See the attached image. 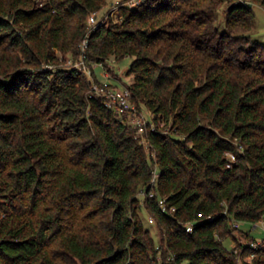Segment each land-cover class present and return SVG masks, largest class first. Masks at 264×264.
<instances>
[{"label":"trees","instance_id":"16d2710c","mask_svg":"<svg viewBox=\"0 0 264 264\" xmlns=\"http://www.w3.org/2000/svg\"><path fill=\"white\" fill-rule=\"evenodd\" d=\"M106 1L0 0V264H264L235 226L264 219V0H144L90 29ZM82 56L132 58L154 130L93 94Z\"/></svg>","mask_w":264,"mask_h":264},{"label":"rangeland","instance_id":"374dc122","mask_svg":"<svg viewBox=\"0 0 264 264\" xmlns=\"http://www.w3.org/2000/svg\"><path fill=\"white\" fill-rule=\"evenodd\" d=\"M125 0H107L106 4L100 9V11L97 13V15L102 18L104 15H108L107 21H116L119 15L120 11H113V7L117 2H121ZM129 0H126L125 3H127ZM224 8V5H222L218 11V17H217V23L219 25V28L221 31L226 30L225 26V20L222 15L221 10ZM253 10L255 13L253 24L251 29L246 32V34L250 35L252 39L258 40L260 43H264V8L260 5L255 4L253 6ZM132 61L131 57H124L119 61H116L114 58H111L110 61H108V65L106 66L104 64H97L95 62L88 63L84 62L82 63L81 60L74 62L68 61V65H74L78 66L81 70L85 71L87 75H93L95 73L97 79L100 82H107L111 85V87L120 88L124 87L125 84L129 83L130 77L127 75V70ZM147 119H150V112L147 110V108H144V112H142ZM142 219L145 224V226L151 230L154 238L156 241L161 240V234L155 224L152 222V220L149 219V217L145 214V212L142 213ZM240 230L243 231H250L251 235L257 240L261 241L264 239V219L262 221H259L257 224H251L248 222H240ZM238 234V231H236ZM227 247L232 248L233 246V240L231 238H227L224 240ZM241 242L246 243L247 240L241 236Z\"/></svg>","mask_w":264,"mask_h":264},{"label":"built area","instance_id":"2783aa9c","mask_svg":"<svg viewBox=\"0 0 264 264\" xmlns=\"http://www.w3.org/2000/svg\"><path fill=\"white\" fill-rule=\"evenodd\" d=\"M144 0H129L127 3H121L117 2L115 6L112 9L113 11H120L121 7L124 5H127L129 7H136L140 5ZM98 12H94L89 16L88 19V27L94 28L98 24H102L107 21L108 15H104V17L100 18L97 15ZM120 13V12H119ZM87 45V38H85L82 42V49L85 50V47ZM81 62L84 63V56H82ZM75 67H78L77 65ZM92 92L95 95H98L102 97L106 104L119 111L120 113H125L129 115L131 118V123L135 125L138 128V131L140 134H143L145 132V129L148 126H150L153 130L155 129V125L152 121L153 115L150 113V119H147V117L142 113L138 114L137 110L134 106V104L131 102V93L127 87H120L115 88L111 87V85L107 82H102L101 84L95 83L92 87ZM231 160H235V156L233 154L230 155ZM157 172L156 169L154 170V178L153 182L156 181ZM163 203V201H161ZM163 209L165 210L166 207L163 206ZM199 216H202V213L199 214ZM208 219H212V217H208ZM195 222H189L186 226V230L188 232H191L194 228ZM239 222H235V226L239 227ZM255 246V244H254Z\"/></svg>","mask_w":264,"mask_h":264}]
</instances>
